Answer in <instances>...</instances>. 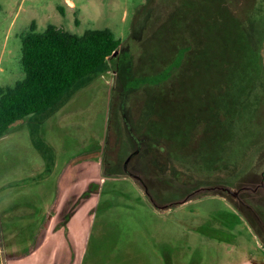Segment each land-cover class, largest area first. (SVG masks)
Wrapping results in <instances>:
<instances>
[{"label": "rangeland", "instance_id": "rangeland-1", "mask_svg": "<svg viewBox=\"0 0 264 264\" xmlns=\"http://www.w3.org/2000/svg\"><path fill=\"white\" fill-rule=\"evenodd\" d=\"M32 21L120 45L0 134V264H264V205L243 192L264 170V0H0V86ZM137 46L187 61L147 89Z\"/></svg>", "mask_w": 264, "mask_h": 264}, {"label": "trees", "instance_id": "trees-1", "mask_svg": "<svg viewBox=\"0 0 264 264\" xmlns=\"http://www.w3.org/2000/svg\"><path fill=\"white\" fill-rule=\"evenodd\" d=\"M143 39V37L139 38L137 45L141 46ZM21 41L20 62L23 76L12 84L0 86V134L10 129L16 121L32 113L44 111L53 105L67 90L84 77L103 70L107 61L112 60L111 57L120 45V39L109 27L86 28L79 34L54 23H48L42 31H39L33 21ZM138 48L137 46V54L142 59L139 61L151 69L146 74L138 76L141 84L148 86L147 89L162 80L164 84L171 83V79L176 78L178 67L187 61L186 50H167L158 54L156 62L160 63L154 67L156 63L154 57L147 59L141 57L142 53ZM221 60L224 62V59ZM217 63H220L219 60L213 59V64ZM173 69L174 71H172ZM149 95L152 94L149 93ZM166 96L164 95L162 98L158 93L156 98V95H153V100H151L155 101V108L153 106L151 109L149 116V118L152 117L151 120L157 117ZM154 109L156 110L155 118L152 116ZM209 127L207 121L204 128L206 130ZM150 138L152 137L150 136ZM150 145L152 148L158 149L153 144L150 143ZM164 145L170 149L165 141L162 151L158 149L159 152L164 151ZM157 147H159L158 144ZM171 149L176 151V149ZM214 153L216 152L205 154L203 151H197V154H204V158L206 156L211 158ZM166 158L168 157L166 156ZM214 161L212 160V164ZM8 256L10 255L8 254Z\"/></svg>", "mask_w": 264, "mask_h": 264}, {"label": "flooded vegetation", "instance_id": "flooded-vegetation-1", "mask_svg": "<svg viewBox=\"0 0 264 264\" xmlns=\"http://www.w3.org/2000/svg\"><path fill=\"white\" fill-rule=\"evenodd\" d=\"M228 175L230 176V174H228ZM228 175H226V176H228ZM259 176H260V180L255 181V185H254L253 190L247 191V190L243 189V192L245 191L244 194L249 195V197H251L253 199V201H255L256 203L260 202V203H262V205H264V170H262L260 172ZM236 178L237 177L233 178V183L235 182ZM229 185L230 184L227 183V185H225V186H229ZM227 190H228V188H226V191L224 190L225 196L228 195V191ZM191 193H188L187 195H191ZM186 199H189V198H186ZM242 206H244V205H242Z\"/></svg>", "mask_w": 264, "mask_h": 264}, {"label": "crops", "instance_id": "crops-1", "mask_svg": "<svg viewBox=\"0 0 264 264\" xmlns=\"http://www.w3.org/2000/svg\"><path fill=\"white\" fill-rule=\"evenodd\" d=\"M65 1H69V0H65ZM39 248V247H38ZM38 248H35V249H32L30 250L29 252H26V253H23V254H18V255H15L14 257H21L22 255H27L29 253H34Z\"/></svg>", "mask_w": 264, "mask_h": 264}]
</instances>
